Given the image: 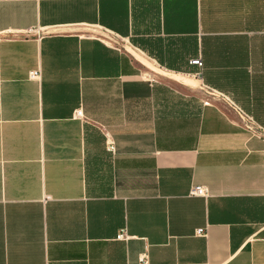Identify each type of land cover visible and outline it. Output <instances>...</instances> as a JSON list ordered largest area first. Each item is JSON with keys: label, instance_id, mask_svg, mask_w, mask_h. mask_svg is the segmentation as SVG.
I'll return each instance as SVG.
<instances>
[{"label": "crops", "instance_id": "0c3cea01", "mask_svg": "<svg viewBox=\"0 0 264 264\" xmlns=\"http://www.w3.org/2000/svg\"><path fill=\"white\" fill-rule=\"evenodd\" d=\"M200 83L264 127V0H0V264H264V133Z\"/></svg>", "mask_w": 264, "mask_h": 264}, {"label": "built area", "instance_id": "2783aa9c", "mask_svg": "<svg viewBox=\"0 0 264 264\" xmlns=\"http://www.w3.org/2000/svg\"><path fill=\"white\" fill-rule=\"evenodd\" d=\"M191 63H192V64H195V65H198V66H201V65H202V62H201V60H200L199 58H196V59H194V60H191ZM30 76H31L32 78H35V77L38 76V75H37V72L32 71V72L30 73ZM234 105H235V104H234ZM235 106H236V105H235ZM235 108H236L235 110L237 111L239 117H241L242 120L245 121L244 124H243L244 127L247 128V129H249V130H251V131H253V132L257 131V130L255 129V120H253V118L250 117L248 114H245V113H244L239 107L236 106ZM75 113H76L77 116H80V115H81V111H80V110H76ZM245 118H246V119H245ZM258 127L261 129L260 126H258ZM261 130H262V129H261ZM108 148H109V149H112L113 147H112V145H110ZM189 194H190V195H193V196H207V195H208V189H207V187H206L205 185L194 186L193 188H191ZM125 233H126V232H124V231L122 230V232L119 233V235H118L117 237H118V238H122V237L125 236ZM196 234H197L198 236L205 235V234H206V230H205V228H204V227L197 228V229H196ZM139 260H140L141 262L145 263V262H147V256H146V255H141L140 258H139ZM194 264H197V263H194Z\"/></svg>", "mask_w": 264, "mask_h": 264}, {"label": "rangeland", "instance_id": "374dc122", "mask_svg": "<svg viewBox=\"0 0 264 264\" xmlns=\"http://www.w3.org/2000/svg\"><path fill=\"white\" fill-rule=\"evenodd\" d=\"M177 79H182L184 82H187V83H190L191 81H190V79L189 78H187V77H176ZM199 86L197 87V89H195L196 91H199V95H200V98H203V99H205V100H208V101H210V100H213V98L214 99H219V100H221L222 102H225V104H226V106H228L229 108H230V106L232 107V109L234 110V112L237 114V116H238V118H240V120H241V122L244 124V120H242V118L241 117H239V115H238V113H237V111L235 110L236 108V106L234 105V103L233 102H228V98H227V95L226 94H224V93H222V92H220V91H218V90H215V89H211L210 87H207V86H205V85H202V83H200V84H198ZM237 107H239V106H237ZM240 108V107H239ZM241 109V108H240ZM242 110V109H241ZM243 111V110H242ZM244 112V111H243ZM245 113V112H244ZM245 114H248L250 117H252L251 116V114H249V113H245ZM253 118V117H252ZM246 119V118H245ZM253 120H255V118H253ZM259 126V124L256 122V120H255V129L258 131V132H260L261 134L262 133H264V127L263 126H260V127H262L261 129L258 127Z\"/></svg>", "mask_w": 264, "mask_h": 264}]
</instances>
